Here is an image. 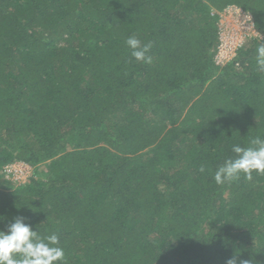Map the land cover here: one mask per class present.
I'll return each instance as SVG.
<instances>
[{
    "label": "trees",
    "instance_id": "obj_1",
    "mask_svg": "<svg viewBox=\"0 0 264 264\" xmlns=\"http://www.w3.org/2000/svg\"><path fill=\"white\" fill-rule=\"evenodd\" d=\"M228 6L262 38L219 66ZM261 43L264 0H0V168H33L0 172V230L57 234L63 264H264V175L213 179L264 137Z\"/></svg>",
    "mask_w": 264,
    "mask_h": 264
},
{
    "label": "clouds",
    "instance_id": "obj_2",
    "mask_svg": "<svg viewBox=\"0 0 264 264\" xmlns=\"http://www.w3.org/2000/svg\"><path fill=\"white\" fill-rule=\"evenodd\" d=\"M132 50V57L140 62L151 63L149 55L152 43L142 44L135 36L125 41ZM256 64L258 71L264 73V43L257 48ZM235 158H227L216 169L213 179L218 185L226 181L239 179L241 174L251 180L253 171L264 175V137L255 136L250 146L242 147L239 144L232 146ZM199 171L203 173L202 165ZM65 260L64 249L60 246V238L53 233L40 237L36 230L24 222V218H15L7 227L0 230V264H63ZM226 264H254L252 259L237 260L236 256L229 258Z\"/></svg>",
    "mask_w": 264,
    "mask_h": 264
},
{
    "label": "built area",
    "instance_id": "obj_3",
    "mask_svg": "<svg viewBox=\"0 0 264 264\" xmlns=\"http://www.w3.org/2000/svg\"><path fill=\"white\" fill-rule=\"evenodd\" d=\"M233 10L237 14L240 13L242 18L240 17L241 22H238V25L233 26L230 34H228L229 32L226 34L219 33V43L214 55L216 65L219 66L231 62L237 56L239 49L243 47L246 40L254 39L251 35V31L255 30L252 16L237 6Z\"/></svg>",
    "mask_w": 264,
    "mask_h": 264
},
{
    "label": "rangeland",
    "instance_id": "obj_4",
    "mask_svg": "<svg viewBox=\"0 0 264 264\" xmlns=\"http://www.w3.org/2000/svg\"><path fill=\"white\" fill-rule=\"evenodd\" d=\"M234 8L235 6H230L226 8L227 10L224 9L219 13L217 26L220 34H226L227 32H229L228 34H230L232 32L233 26H236L241 22L240 17L242 18V16L240 13H235L233 10ZM245 13L249 14L248 12ZM251 35L252 38H262L261 34L256 29L254 31H251ZM250 40H246L243 47L247 46ZM213 60L214 64H217L215 58ZM0 172L2 174H5L6 179L11 180L14 184H19L21 182H25L28 179V177L33 172V168L29 164L18 161L0 168Z\"/></svg>",
    "mask_w": 264,
    "mask_h": 264
}]
</instances>
